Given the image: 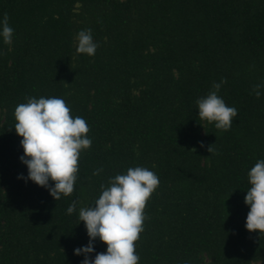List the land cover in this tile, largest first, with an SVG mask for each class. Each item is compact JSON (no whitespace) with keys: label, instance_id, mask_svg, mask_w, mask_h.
<instances>
[{"label":"trees","instance_id":"1","mask_svg":"<svg viewBox=\"0 0 264 264\" xmlns=\"http://www.w3.org/2000/svg\"><path fill=\"white\" fill-rule=\"evenodd\" d=\"M5 13L14 33L11 45L0 36V264H82L80 208L135 167L160 181L135 242L139 264H264L245 203L248 172L264 159V0H0ZM89 28L94 56L76 50ZM214 83L238 109L228 131L199 119L196 101ZM53 96L92 140L60 200L18 178L28 167L15 108ZM93 246V260L107 251L99 238Z\"/></svg>","mask_w":264,"mask_h":264},{"label":"clouds","instance_id":"2","mask_svg":"<svg viewBox=\"0 0 264 264\" xmlns=\"http://www.w3.org/2000/svg\"><path fill=\"white\" fill-rule=\"evenodd\" d=\"M14 29L9 24L7 13L0 19V36L5 44H12ZM77 52L94 56L99 45L94 42L92 29L81 30L77 36ZM2 54V53H0ZM222 83H226L223 80ZM215 91L196 103L199 119L215 123L217 129L230 130L238 109L230 107L217 93L221 83H214ZM261 85H256L259 89ZM259 98L260 91H255ZM15 129L23 139L24 155L21 161L28 167V177L36 184L47 187L50 194L60 200L75 190L79 172V158L84 150L90 149L92 140L88 137L90 127L80 116L73 118L66 101L59 97L28 98L15 108ZM213 145V144H212ZM210 145L208 151L215 149ZM201 146L203 142H201ZM98 169L94 174H99ZM250 188L245 203L250 206L246 218L249 231L259 230L264 234V159L259 160L248 172ZM54 181V187L49 181ZM158 176L145 167L129 168L126 174L110 178L109 185H101L102 193L92 207H81L79 220L85 223L89 244L76 248L75 254L85 256L82 264H139L136 243L144 231L145 208L152 193L159 186ZM78 201L67 208L71 215L76 211ZM99 238L107 244V251L91 259L95 251L93 242Z\"/></svg>","mask_w":264,"mask_h":264},{"label":"rangeland","instance_id":"3","mask_svg":"<svg viewBox=\"0 0 264 264\" xmlns=\"http://www.w3.org/2000/svg\"><path fill=\"white\" fill-rule=\"evenodd\" d=\"M208 261H209V257H206L205 262H208ZM255 264H260V262H255Z\"/></svg>","mask_w":264,"mask_h":264}]
</instances>
